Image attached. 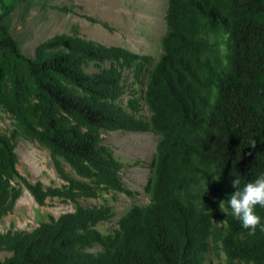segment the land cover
<instances>
[{
  "label": "trees",
  "instance_id": "trees-1",
  "mask_svg": "<svg viewBox=\"0 0 264 264\" xmlns=\"http://www.w3.org/2000/svg\"><path fill=\"white\" fill-rule=\"evenodd\" d=\"M10 12L0 0V107L13 119L12 132L0 134V218L20 197L17 181L39 206L100 190L131 196L102 131H152L158 139L149 203L133 206L113 233L95 228L111 216L109 206H77L31 231L0 232V252L11 253L0 264H203L208 239L230 262L264 264V231L249 235L228 206L232 179L243 187L264 175V0H167L161 52L143 94L147 120L117 99L123 70L140 72L150 57L61 33L28 58L10 33ZM18 137L48 150L63 184L19 174ZM213 208L224 213L212 229ZM255 213L264 225V208Z\"/></svg>",
  "mask_w": 264,
  "mask_h": 264
},
{
  "label": "rangeland",
  "instance_id": "rangeland-1",
  "mask_svg": "<svg viewBox=\"0 0 264 264\" xmlns=\"http://www.w3.org/2000/svg\"><path fill=\"white\" fill-rule=\"evenodd\" d=\"M11 6L8 23L10 33L19 43L21 52L33 58L35 48L45 39L65 33L76 34L85 39L107 46H120L133 53L149 58L140 72L124 69L122 75L123 93L117 99L125 110L131 111L130 103L136 107L134 115L147 120L149 111L143 101L147 77L152 65L158 59L160 38L165 32L164 12L167 0H1ZM107 66V64H105ZM93 68H88L92 72ZM13 119L0 107V134L9 135ZM102 144L112 152L121 164L120 176L125 187L133 192L131 196L114 190H100L96 197H81L75 203L62 202L59 198H47L39 206L27 188L20 182L21 194L12 210L0 218V232L8 230L31 231L49 218H58L72 212L77 206H109L111 216L98 222L95 228L103 235L111 234L118 227V221L133 206L145 207L149 195L145 190L151 172L158 136L152 131L114 130L102 131ZM15 152L18 156L17 170L27 181H40L45 187L60 186L64 182L58 177L47 149L36 142L17 138ZM72 177L74 172L62 163ZM211 228L223 226L221 215L224 209L211 210ZM96 245L89 251L97 252ZM0 252V261L10 256ZM203 264H241L230 262L219 241L208 239L203 253Z\"/></svg>",
  "mask_w": 264,
  "mask_h": 264
},
{
  "label": "clouds",
  "instance_id": "clouds-1",
  "mask_svg": "<svg viewBox=\"0 0 264 264\" xmlns=\"http://www.w3.org/2000/svg\"><path fill=\"white\" fill-rule=\"evenodd\" d=\"M250 147H256V141H250ZM231 187L235 191L228 198V206L232 216L241 222L243 229L249 230V235H254L257 227L264 231L261 217L255 213L256 206L264 208V175L241 187V180H231Z\"/></svg>",
  "mask_w": 264,
  "mask_h": 264
}]
</instances>
